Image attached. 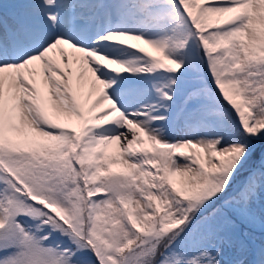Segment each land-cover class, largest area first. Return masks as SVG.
Masks as SVG:
<instances>
[{
  "label": "snow or ice",
  "instance_id": "6c2138e0",
  "mask_svg": "<svg viewBox=\"0 0 264 264\" xmlns=\"http://www.w3.org/2000/svg\"><path fill=\"white\" fill-rule=\"evenodd\" d=\"M0 264H264V0H0Z\"/></svg>",
  "mask_w": 264,
  "mask_h": 264
}]
</instances>
